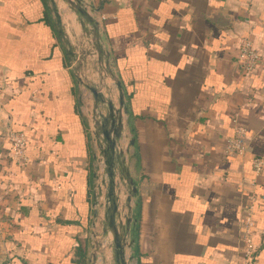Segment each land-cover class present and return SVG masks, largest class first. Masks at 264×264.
<instances>
[{"label": "crops", "instance_id": "crops-1", "mask_svg": "<svg viewBox=\"0 0 264 264\" xmlns=\"http://www.w3.org/2000/svg\"><path fill=\"white\" fill-rule=\"evenodd\" d=\"M84 1L101 22L129 111L121 145L134 141L126 156L138 190L132 264H247L250 209L256 264H264V168L253 167L264 162V0ZM61 11L75 44L79 25ZM245 40L260 56L247 75L236 65ZM66 51L47 0H0L2 109L9 133L28 140L20 167L0 125V264H91L101 232L93 101ZM92 58L86 75L98 82ZM235 115L248 153L229 157Z\"/></svg>", "mask_w": 264, "mask_h": 264}, {"label": "water", "instance_id": "water-1", "mask_svg": "<svg viewBox=\"0 0 264 264\" xmlns=\"http://www.w3.org/2000/svg\"><path fill=\"white\" fill-rule=\"evenodd\" d=\"M47 1L59 38L67 47L66 55L73 63L76 83L93 101L92 135L99 150L102 172L95 175L97 185L93 195V207L101 232L94 236L96 241L91 264H97L99 260L101 264H132V257L127 256V250L132 247L130 233L135 223L132 200L137 196L138 190L126 158L134 141L131 140L124 147L121 145L129 124L123 86L110 63V53L102 39L104 34L101 22L93 16L87 3L84 0ZM61 5L68 9L79 25L80 34L73 35L75 44L66 33ZM94 53L97 55L98 66L91 69L98 74V82L91 81L86 75V69L93 65ZM107 79L113 84L112 87L107 85ZM115 91L118 94L117 102L113 96ZM9 124L10 117L3 112L1 126L8 133Z\"/></svg>", "mask_w": 264, "mask_h": 264}, {"label": "built area", "instance_id": "built-area-1", "mask_svg": "<svg viewBox=\"0 0 264 264\" xmlns=\"http://www.w3.org/2000/svg\"><path fill=\"white\" fill-rule=\"evenodd\" d=\"M167 1V0H162ZM105 21V18H102ZM260 64V56L253 49L249 40H245L239 48L236 57V65L243 75L253 73ZM6 85V79L3 78L0 70V122L2 109V96ZM1 125V124H0ZM234 136L228 139L227 155L229 157L244 156L248 153L247 130L239 123V117L235 115L233 118ZM7 140L11 144L12 158L20 167H26L28 164L27 145L28 140L21 134L8 133ZM253 167L255 173L258 175L264 168V162L261 159L253 160ZM253 221L251 209L247 213L246 221L244 223L245 235L243 242L245 243V261L247 264H256V249L252 243L251 236L253 234Z\"/></svg>", "mask_w": 264, "mask_h": 264}]
</instances>
